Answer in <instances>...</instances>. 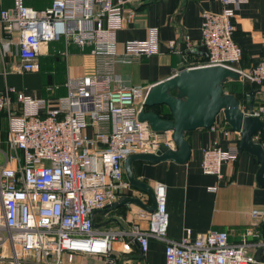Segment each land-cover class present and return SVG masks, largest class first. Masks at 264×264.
I'll return each instance as SVG.
<instances>
[{
  "label": "built area",
  "instance_id": "1",
  "mask_svg": "<svg viewBox=\"0 0 264 264\" xmlns=\"http://www.w3.org/2000/svg\"><path fill=\"white\" fill-rule=\"evenodd\" d=\"M129 1L50 0L46 9L34 10L24 0H12L11 8L0 9V27L15 39L10 42L14 47L10 53V45L3 46L1 56L12 57L18 73L24 74L38 72V57L49 44H63L66 56L70 45L81 51L89 48L92 56L112 60L157 54L155 29L148 31L145 40L126 41L119 48L116 33L134 17L133 9L125 8ZM242 1L220 0L219 13L202 12L200 45L206 49L207 59L194 67H223L260 87L264 59L248 70L236 67L242 50L233 38V18ZM184 39L188 51L197 46L187 36ZM168 45L171 52L178 53L175 42ZM172 72L170 78L177 74ZM116 82L117 77L96 72L67 76L62 85L46 87L48 97L15 93L13 87L0 91V113L6 116L10 148L0 161V259L7 264H71L74 255H84L116 264L112 257L116 243L121 245L119 253L125 255L135 243L144 256L154 239L164 245V264H254L249 240L260 239L258 224L246 228L240 242L234 244L228 241L227 232L214 230L194 237L186 230L180 240H169L160 184L154 188L156 211L139 213L148 223L146 229L138 224L129 230L94 229L91 213L112 206L129 187L124 180L125 158L173 145L171 133L157 135L146 122L138 121L151 86H119ZM62 89L65 94L56 96ZM242 110L248 114L247 105ZM252 111L253 117L264 121V105ZM233 133L221 131L227 139ZM260 133L253 141L264 149ZM238 155L236 143L221 149L215 140L202 149V173L221 178L222 165L234 162ZM209 191L215 192V188ZM250 214L254 219L264 216L259 210ZM126 264L132 263L128 260Z\"/></svg>",
  "mask_w": 264,
  "mask_h": 264
},
{
  "label": "crops",
  "instance_id": "2",
  "mask_svg": "<svg viewBox=\"0 0 264 264\" xmlns=\"http://www.w3.org/2000/svg\"><path fill=\"white\" fill-rule=\"evenodd\" d=\"M24 3L28 8L44 10L49 7L50 0H24ZM11 7L12 0H0V9ZM125 8L133 9L134 17L116 33L119 48L121 49L126 41L145 40L148 37V31L155 29L158 35L157 54L119 57L112 60L88 56L72 47L65 63L68 76L78 77L98 72L117 77L116 84L118 83L119 86H152L172 76L174 73L172 71L176 72L181 66L193 67L206 62L207 57L203 51L200 54L185 55L189 51L185 48L184 37L187 36L191 42L197 43L195 48L203 47L200 45L201 14L204 11L219 13L220 0H131L125 4ZM233 21L235 26L233 38L242 50L240 62L236 67L248 70L264 59V0H243L234 11ZM11 41L14 42L15 39L7 37L0 27V91L6 87H14L9 85L7 77L13 78L15 74H20L13 73L14 71L11 75L7 73V67H12L14 62L12 57H5L4 61L1 59L3 46L9 44L10 53L13 51L14 46L10 44ZM170 42H175L178 53L170 51L168 45ZM28 74H32L28 75L32 83L33 76L38 72ZM238 85V89L242 92L244 88H250V84L246 81L239 80ZM49 86L51 85L46 87ZM46 87L42 94L36 93L34 96L48 97L45 92ZM24 89L32 90L33 88L24 87ZM64 94L65 91L62 89L56 96ZM244 96L243 107L250 101V96L247 94ZM12 99L14 101L15 97L12 96ZM260 105H264V84L256 87L254 95V108ZM15 107L17 108L16 105ZM2 117L0 116V141H8L7 122L4 123L1 120ZM229 129L223 115L220 114L216 118L214 130L197 129L186 133L191 154L185 164L173 161L133 162L134 176L137 181L146 184L153 192L157 184L164 187V212L167 217L165 233L169 240H180L186 230H190L193 237L214 230L227 232L228 241L234 244L240 242L246 228L258 224L260 239L249 240L253 244L250 253L255 256L256 251L261 250L263 258L261 264H264V240L262 239L264 216L254 219L250 214L252 210L264 212V187L259 186L256 181L260 167L256 157L245 151L239 153L237 160L222 165L221 178L203 174L200 167L202 149L210 147L215 140H218L221 149H226L233 143L238 146L240 137L237 133H233L230 139L222 137L221 131ZM87 132L89 136L92 135L91 130ZM160 139L163 141L165 137L161 136ZM254 142L261 144L258 141ZM169 148L175 149L172 144ZM124 180L127 182L125 173ZM209 188H215V192H210ZM123 196L137 198L146 206L151 205L148 195L131 188L130 185ZM141 211L143 210L140 207L131 204L106 214H96L94 222L103 226L94 229L129 230L134 224L146 229L147 221L139 218ZM108 221L110 222L107 223ZM130 250L129 254H121L119 253L121 245L116 243L112 253L116 264H126L128 260L132 264H164V245L154 239L149 241L148 251L144 256L141 255L135 243L131 245ZM85 259L86 262L104 264L102 258L86 256ZM0 264L7 263L0 259Z\"/></svg>",
  "mask_w": 264,
  "mask_h": 264
},
{
  "label": "water",
  "instance_id": "3",
  "mask_svg": "<svg viewBox=\"0 0 264 264\" xmlns=\"http://www.w3.org/2000/svg\"><path fill=\"white\" fill-rule=\"evenodd\" d=\"M202 51L207 57L204 47L194 48L186 55L200 54ZM239 80L241 78L237 72L219 66L193 67V69L181 66L175 76L149 88L138 114V121L146 122L157 135L171 133L175 149L162 145L153 154L137 153L126 157L123 167L128 184L131 188L148 195L151 205L146 206L134 197L120 196L112 206L91 213L94 228L103 226L94 222L96 214H106L123 206L134 204L147 213L155 212L157 205L154 192L146 184L136 180L132 163L173 161L185 164L191 154L190 145L186 141V133L197 129H211L220 114L223 115L229 130L238 133L240 137L238 152L245 151L256 157L260 165L256 181L259 186L264 187V149L261 144L253 141L254 135L264 130V121L251 115L256 90L251 86L250 101L247 105L248 114L242 110L240 100L236 99L233 94L224 92L226 82ZM146 108L151 110L147 111ZM155 108L167 112L169 117L157 114ZM112 221L116 222V220ZM262 239L264 240V223L262 224ZM261 252V250L256 251L254 264L262 263Z\"/></svg>",
  "mask_w": 264,
  "mask_h": 264
},
{
  "label": "rangeland",
  "instance_id": "4",
  "mask_svg": "<svg viewBox=\"0 0 264 264\" xmlns=\"http://www.w3.org/2000/svg\"><path fill=\"white\" fill-rule=\"evenodd\" d=\"M74 47L77 49L78 52L82 54H86L88 56H92L90 54V49L86 48L84 51H81L77 47L70 45L67 49V56L63 54L64 46L63 44H49L44 50V54H41L38 57V65H39V70L38 74L33 76V82L31 83L30 81V76L32 74L24 73L26 74L25 76H22L23 74H15L13 78H8V83L11 86H14L13 88L15 89V93L18 92H24L26 95L34 96L36 93H41L43 92L44 87L48 85H62L66 77L68 76V73L65 71V63L66 60L68 59V56H70V51L71 48ZM5 56L3 55V59L5 60ZM94 57V56H93ZM43 64V65H41ZM194 67V66H193ZM14 71V72H13ZM16 73L17 68L16 65L13 63L12 67H7V73L11 75V73ZM61 73V74H60ZM36 78V79H35ZM232 81H228L224 84V92L231 94L233 92L238 96V100L240 102H245V93L244 91H240L235 87ZM238 85V84H237ZM24 87H32V90H27L24 89ZM237 90V91H236ZM39 95V94H38ZM15 97V96H14ZM12 98V97H11ZM4 123H6L5 117H2L1 119ZM89 131V130H88ZM10 153V148L7 143V141H0V161L3 160L4 155H8ZM86 256L84 255H74L72 258V263L71 264H94L93 261H87L86 262ZM29 264V263H26Z\"/></svg>",
  "mask_w": 264,
  "mask_h": 264
},
{
  "label": "trees",
  "instance_id": "5",
  "mask_svg": "<svg viewBox=\"0 0 264 264\" xmlns=\"http://www.w3.org/2000/svg\"><path fill=\"white\" fill-rule=\"evenodd\" d=\"M184 51V50H183ZM182 51V52H183ZM185 55H186V53H185ZM189 67H192V66H189ZM61 74V73H60ZM234 84H236V85H234L235 87H237V89L239 88V85H237L238 84V81H232ZM250 84V83H249ZM251 86H253L254 87V89L256 90V86H254V85H252V84H250V88L249 87H246V88H244V93L245 94H247L248 96L250 95V91H251ZM250 89V90H249ZM237 91V90H236ZM231 94H233L235 97H236V99H239L238 98V96L236 95V94H234L233 92H231ZM13 100V99H12ZM146 110L147 111H149V110H151V109H148V108H146ZM155 110V112L157 113V114H159V115H166V117H169L168 116V114H167V112H163L160 108H155L154 109ZM0 116H3V117H5V119H6V116H5V113H0ZM189 133V132H188ZM260 141H262L263 139H264V130H262L261 131V133H260Z\"/></svg>",
  "mask_w": 264,
  "mask_h": 264
}]
</instances>
